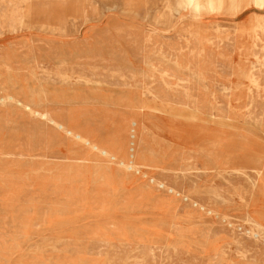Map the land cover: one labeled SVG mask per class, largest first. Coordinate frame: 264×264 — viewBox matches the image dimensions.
Masks as SVG:
<instances>
[{"label": "rangeland", "instance_id": "rangeland-1", "mask_svg": "<svg viewBox=\"0 0 264 264\" xmlns=\"http://www.w3.org/2000/svg\"><path fill=\"white\" fill-rule=\"evenodd\" d=\"M0 264H264V0H0Z\"/></svg>", "mask_w": 264, "mask_h": 264}, {"label": "bare ground", "instance_id": "bare-ground-1", "mask_svg": "<svg viewBox=\"0 0 264 264\" xmlns=\"http://www.w3.org/2000/svg\"><path fill=\"white\" fill-rule=\"evenodd\" d=\"M193 2V1H192ZM244 2H246V1H244ZM201 3V2H200ZM217 5V4H216ZM198 7V6H197ZM219 8V7H218ZM18 10V9H17ZM7 12V11H6ZM214 16V15H213ZM211 18H213V17H211ZM216 18V17H215ZM20 32V31H19ZM251 200V199H250ZM140 262V261H139Z\"/></svg>", "mask_w": 264, "mask_h": 264}]
</instances>
